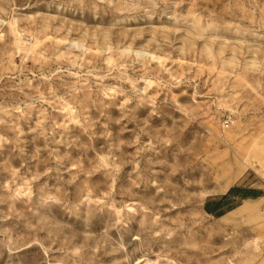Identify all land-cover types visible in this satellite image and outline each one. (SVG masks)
I'll use <instances>...</instances> for the list:
<instances>
[{"label":"rangeland","instance_id":"obj_1","mask_svg":"<svg viewBox=\"0 0 264 264\" xmlns=\"http://www.w3.org/2000/svg\"><path fill=\"white\" fill-rule=\"evenodd\" d=\"M0 264H264V0H0Z\"/></svg>","mask_w":264,"mask_h":264},{"label":"crops","instance_id":"obj_2","mask_svg":"<svg viewBox=\"0 0 264 264\" xmlns=\"http://www.w3.org/2000/svg\"><path fill=\"white\" fill-rule=\"evenodd\" d=\"M250 201L253 200L252 198H244L243 201ZM223 199L220 198L217 201L210 202L208 205L209 209L208 211L213 212L214 214L218 212L223 207Z\"/></svg>","mask_w":264,"mask_h":264},{"label":"trees","instance_id":"obj_3","mask_svg":"<svg viewBox=\"0 0 264 264\" xmlns=\"http://www.w3.org/2000/svg\"><path fill=\"white\" fill-rule=\"evenodd\" d=\"M254 196V193H249V192H244L243 194H242V197L244 198V197H253ZM207 212L208 213H211V214H214L213 212H210V211H208L207 210Z\"/></svg>","mask_w":264,"mask_h":264},{"label":"bare ground","instance_id":"obj_4","mask_svg":"<svg viewBox=\"0 0 264 264\" xmlns=\"http://www.w3.org/2000/svg\"><path fill=\"white\" fill-rule=\"evenodd\" d=\"M235 179H236V176H231L230 178H228L227 185L232 184L235 181Z\"/></svg>","mask_w":264,"mask_h":264},{"label":"built area","instance_id":"obj_5","mask_svg":"<svg viewBox=\"0 0 264 264\" xmlns=\"http://www.w3.org/2000/svg\"><path fill=\"white\" fill-rule=\"evenodd\" d=\"M225 124H227V121L225 122Z\"/></svg>","mask_w":264,"mask_h":264}]
</instances>
